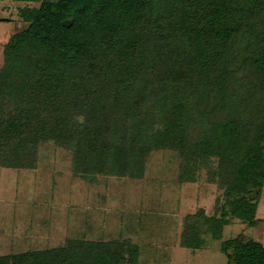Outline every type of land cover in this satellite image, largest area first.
Masks as SVG:
<instances>
[{
    "label": "trees",
    "instance_id": "trees-1",
    "mask_svg": "<svg viewBox=\"0 0 264 264\" xmlns=\"http://www.w3.org/2000/svg\"><path fill=\"white\" fill-rule=\"evenodd\" d=\"M4 46L0 168L33 169L42 144L72 151L83 178L138 177L177 152L181 183L205 169L224 191L217 214L186 220L183 246L257 226L264 187V0H42L19 10ZM71 21L69 27L63 23ZM219 214V216H218ZM228 264H264L245 234ZM131 242L70 240L0 264H136Z\"/></svg>",
    "mask_w": 264,
    "mask_h": 264
},
{
    "label": "rangeland",
    "instance_id": "rangeland-1",
    "mask_svg": "<svg viewBox=\"0 0 264 264\" xmlns=\"http://www.w3.org/2000/svg\"><path fill=\"white\" fill-rule=\"evenodd\" d=\"M21 7L11 0L0 4V70L4 46L25 26ZM181 163L177 152L158 150L144 160L138 177L83 178L72 151L53 142L42 144L35 168H0V258L82 240L131 242L136 264H228L224 242L241 234L264 242L263 187L256 227L232 220L220 239L206 234L201 249L184 247L187 218L200 210L216 215L224 191L209 182L205 169L194 182L181 183Z\"/></svg>",
    "mask_w": 264,
    "mask_h": 264
},
{
    "label": "crops",
    "instance_id": "crops-1",
    "mask_svg": "<svg viewBox=\"0 0 264 264\" xmlns=\"http://www.w3.org/2000/svg\"><path fill=\"white\" fill-rule=\"evenodd\" d=\"M4 1H8V0H0V4L4 3ZM11 1L17 3L18 5H22L21 8H25V7H29V5L35 4V2L39 3L42 0H11ZM21 8L18 9L20 10ZM262 243L264 244V242Z\"/></svg>",
    "mask_w": 264,
    "mask_h": 264
},
{
    "label": "water",
    "instance_id": "water-1",
    "mask_svg": "<svg viewBox=\"0 0 264 264\" xmlns=\"http://www.w3.org/2000/svg\"><path fill=\"white\" fill-rule=\"evenodd\" d=\"M71 21H65L64 23H63V25L65 26V27H69L70 25H71Z\"/></svg>",
    "mask_w": 264,
    "mask_h": 264
}]
</instances>
